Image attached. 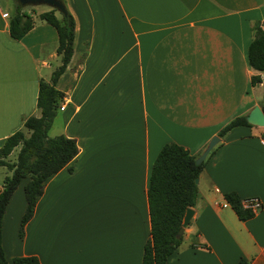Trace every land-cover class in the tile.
Segmentation results:
<instances>
[{"label":"crops","instance_id":"crops-1","mask_svg":"<svg viewBox=\"0 0 264 264\" xmlns=\"http://www.w3.org/2000/svg\"><path fill=\"white\" fill-rule=\"evenodd\" d=\"M64 2L74 19L73 54L55 85L64 109L49 131L75 139L78 153L71 170L45 179L21 237L27 179L17 186L2 219L4 255L9 262L34 255L40 264H142L147 189L162 146L177 143L197 158L232 118L264 104L263 72L247 60L252 26L264 28V0ZM13 6L0 0V146L39 115V79L49 80L61 62L55 28L36 16L45 9L35 7L22 39L10 37ZM258 73L262 80L252 85ZM219 139L166 264H264V126H236ZM8 174L0 166V190ZM228 192L256 197L262 207L240 220Z\"/></svg>","mask_w":264,"mask_h":264},{"label":"trees","instance_id":"trees-1","mask_svg":"<svg viewBox=\"0 0 264 264\" xmlns=\"http://www.w3.org/2000/svg\"><path fill=\"white\" fill-rule=\"evenodd\" d=\"M14 1L8 32L11 38L20 40L34 26L33 16L36 12L33 6L20 7ZM66 11L65 16L58 17L56 10L49 8L36 15L55 28L58 39L56 51L61 56V62L52 71L49 80L39 79L36 102L39 115L28 117L22 129L6 137L0 146V166L10 172L3 178L0 190V264H40L34 255L15 256L10 262L6 259L2 248V219L6 206L20 182L27 179L24 184L26 208L20 219L18 232L21 237L25 224L33 216L45 179L63 167L68 166L71 170L70 162L78 153L75 139L63 134L53 137L48 135L64 96L55 85L73 54L74 19L67 8ZM247 60L254 70L264 72V28L258 22L252 26ZM261 80L258 73L251 77V84L255 85ZM261 109L264 113V104ZM241 125L251 126L246 121V115L232 118L217 135L222 137L232 128ZM17 147L19 149L15 160L10 161L9 156ZM195 159L187 149L174 142L165 143L157 154L147 189L150 238L144 245L142 264H166L168 256L181 243L182 237H177L176 234L182 226L187 208H192L195 204V180L206 161L197 164ZM225 200L240 220H247L255 214L244 207L242 200L234 192L226 193ZM236 264H247V261L241 258Z\"/></svg>","mask_w":264,"mask_h":264},{"label":"water","instance_id":"water-1","mask_svg":"<svg viewBox=\"0 0 264 264\" xmlns=\"http://www.w3.org/2000/svg\"><path fill=\"white\" fill-rule=\"evenodd\" d=\"M17 4L20 7H26V6H37V5H46L49 8L55 9L57 12H59L61 15H66V7L62 0H16ZM262 79L264 81V72L262 74ZM246 121L251 125L256 126H264V113L259 105H255L246 115ZM218 136H213L210 141L208 142L205 149L202 151V153L195 159V162L197 164H200L204 161L208 153L212 150V148L219 142ZM198 178L195 180L197 183ZM193 215V210L191 208H187L182 226L178 230L176 236L180 237L182 235L184 227L188 224L189 220L191 219Z\"/></svg>","mask_w":264,"mask_h":264},{"label":"built area","instance_id":"built-area-1","mask_svg":"<svg viewBox=\"0 0 264 264\" xmlns=\"http://www.w3.org/2000/svg\"><path fill=\"white\" fill-rule=\"evenodd\" d=\"M4 16H6V14H4ZM59 109L63 110L64 104H61ZM242 204L244 205V207L251 209L254 213L258 212L262 207L260 200L256 197L246 198L242 201ZM227 205V203L222 204L223 207H226Z\"/></svg>","mask_w":264,"mask_h":264},{"label":"rangeland","instance_id":"rangeland-1","mask_svg":"<svg viewBox=\"0 0 264 264\" xmlns=\"http://www.w3.org/2000/svg\"><path fill=\"white\" fill-rule=\"evenodd\" d=\"M7 1L9 2V6L15 4V1H14V0H7ZM10 3H11V4H10ZM33 7H34V9H35L36 6H33ZM37 7H38V8H41V9H45V10H46V9H49V7L46 6V5H37ZM56 15H57L58 17L61 16V14H60L59 12H57V11H56ZM262 101H264V94H263V97H262ZM53 129H54V127H53ZM53 129L50 130V131L48 132V135H49V136L53 134V132H54ZM17 150H18L17 148L14 149V151L12 152V154H11V156H10V160H15Z\"/></svg>","mask_w":264,"mask_h":264}]
</instances>
